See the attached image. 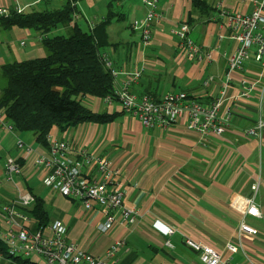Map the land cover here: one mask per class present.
Returning <instances> with one entry per match:
<instances>
[{"label":"crops","instance_id":"0c3cea01","mask_svg":"<svg viewBox=\"0 0 264 264\" xmlns=\"http://www.w3.org/2000/svg\"><path fill=\"white\" fill-rule=\"evenodd\" d=\"M34 1L19 3L28 10L37 4ZM208 2L214 9L201 13L191 0H159L152 44L145 47L131 23L134 18H143L147 7L142 0H117L119 10L128 6L130 12L123 10V15L109 25L114 45L104 49L111 52L115 68H143L132 86L134 93H147L159 100L169 91L184 90L204 105L219 96L228 69L224 53L231 52L236 44L226 37L228 30L220 23L219 0ZM233 2L226 0L228 5ZM16 4L15 0H0V6L13 9ZM190 16V36L205 52L213 51L212 60L199 61L182 54L175 30ZM122 20L123 25L116 23ZM86 21L89 29L90 22L94 27L99 23L97 18ZM65 28L68 26H61L59 31ZM42 39L30 28H5L0 23V68L15 60L44 56ZM258 69L252 62L244 72L235 74L236 79L254 77ZM4 85L0 72V94ZM240 87L238 81L231 82L229 93H238ZM90 97L86 104L95 111L118 112L117 117L111 122H83L65 130L55 126L50 133L73 145L67 156L80 158L86 148L94 157L108 156L120 170L125 194L123 206L115 212L114 226L107 232L98 229L106 218L98 202L93 201L95 207L88 211L81 200L64 196L43 182L48 170L44 165L35 166V158L38 154L50 156L49 147L40 143L34 132H19L1 124L0 208L31 192L43 199L52 221L65 223L68 239L93 254L103 255L115 240H124L117 253L118 264H206L199 252L185 243V235L212 245L232 264H264V127L261 136L244 135L261 115L264 117V94L260 97L254 91L232 105L231 123L223 135L202 134L188 129L185 122L168 128L147 127L138 117L118 108V103L112 110L102 98ZM18 139L31 145L33 151L27 155L18 148ZM9 156L19 157L23 169L12 178L6 174ZM84 170L95 174L90 165ZM255 183L256 190L252 188ZM253 196L262 216L248 214L245 221L258 229L257 235L240 231ZM162 224L177 230L167 235ZM229 244L237 250L231 252Z\"/></svg>","mask_w":264,"mask_h":264},{"label":"built area","instance_id":"2783aa9c","mask_svg":"<svg viewBox=\"0 0 264 264\" xmlns=\"http://www.w3.org/2000/svg\"><path fill=\"white\" fill-rule=\"evenodd\" d=\"M15 1L16 10L24 11L25 6L19 0ZM43 1L47 0H36L34 3ZM142 1L147 7V13L143 18H134L131 25L140 32L143 46L148 47L153 40V24L159 18V0ZM216 7L220 23L228 30L226 37L236 44L231 52L224 53L228 69L217 98L204 105L184 90L169 91L159 100L147 93L138 95L132 91V86L142 76L143 68H115L111 52L101 49V58L114 76V94L103 99L107 106L114 110L118 103V108L138 117L147 127L168 128L178 122H185L188 129L202 134L223 135L231 123L232 105L239 103L243 97L248 98L254 91L259 92L260 97L264 94V0H234L232 5H228L226 0H219ZM11 10L9 6H0V17L10 15ZM90 26L91 29L94 28V23L90 22ZM190 30L187 21H183L175 30L182 54L199 61L212 60L213 51L205 52L191 38ZM25 42L23 40L22 44ZM252 62L259 66L257 75H243L236 79L235 74L244 72ZM234 81H238L241 86L239 92L229 93L230 83ZM0 124L14 130L6 119L4 109H0ZM263 127L264 117L261 115L254 126L245 130L244 135L261 136ZM48 140L50 156L38 154L35 158V166L44 165L48 170L43 182L64 196L81 200L88 211L94 209L93 201L98 202L106 217L99 223L98 229L109 231L116 221L115 212L123 206L124 201L125 190L122 188L120 170L108 156L94 157L84 148L80 158H71L67 156L73 149L69 141L59 140L51 133ZM17 146L27 155L33 151L32 146L22 139L17 140ZM88 165L93 167L94 175L84 170ZM22 172L20 158L9 156L6 160L7 176L12 178L14 174ZM252 188L256 190L258 184H253ZM35 200L36 196L28 192L0 208V238L7 244L10 255L22 256L32 264H118L117 253L125 245L124 240H115L103 255L93 254L68 239L67 226L62 220L56 219L46 227H40L38 218L21 210V207L30 206ZM248 214L262 216L254 196L249 199L240 222V231L257 235L258 229L245 221ZM161 228L167 235H172L177 230L166 224H162ZM184 240L189 247L199 252L206 264H232L212 245L186 235ZM167 244L172 245L170 239H167ZM228 248L231 252L237 250L232 244ZM4 258V253L0 252V261Z\"/></svg>","mask_w":264,"mask_h":264},{"label":"trees","instance_id":"16d2710c","mask_svg":"<svg viewBox=\"0 0 264 264\" xmlns=\"http://www.w3.org/2000/svg\"><path fill=\"white\" fill-rule=\"evenodd\" d=\"M76 1L65 0L61 7L39 2L22 12L13 8L9 16L0 17L5 28H30L43 36L44 56L15 60L1 66L5 85L0 94V109L5 110L6 119L14 130L34 132L37 140L46 147H49L48 136L55 126L65 130L83 122L106 123L118 115L114 111H95L83 100L88 96L104 99L114 94V76L100 53L101 49L114 45L108 27L123 12L111 7L94 28L86 30L78 22L72 23L76 19ZM191 2L201 13H210L214 9L208 0ZM186 21L190 25L192 16ZM60 25L68 26L69 32L51 33ZM21 210L38 218L40 227H46L52 221L41 197L36 196L32 205L21 207ZM0 252L5 255L0 264H32L22 256L10 255L1 238Z\"/></svg>","mask_w":264,"mask_h":264},{"label":"rangeland","instance_id":"374dc122","mask_svg":"<svg viewBox=\"0 0 264 264\" xmlns=\"http://www.w3.org/2000/svg\"><path fill=\"white\" fill-rule=\"evenodd\" d=\"M36 1V0H35ZM34 1V2H35ZM65 0H55L50 2L51 7H61L64 4ZM33 2V3H34ZM46 2V1H45ZM32 3V4H33ZM113 4V6H112ZM38 5V4H37ZM43 5V4H41ZM77 6V12L76 14H79V19H74L72 23L75 21L80 24V26L86 30L89 29L88 22L86 19H95L97 18L99 21L101 20L102 16L107 14L109 9L113 7V9H118L117 0H77L76 1ZM123 10L126 12H130V9L128 6L122 7ZM75 14V15H76ZM76 18V17H75ZM128 21V20H127ZM123 25V20L121 22H116ZM128 23V22H126ZM59 28H61V25L58 26L55 30H53L51 33H65L67 34L69 32V28H65L59 31ZM90 98H95L96 100H99V97L91 96ZM86 98L83 100V102H86Z\"/></svg>","mask_w":264,"mask_h":264}]
</instances>
